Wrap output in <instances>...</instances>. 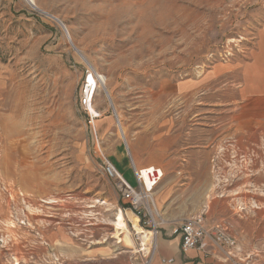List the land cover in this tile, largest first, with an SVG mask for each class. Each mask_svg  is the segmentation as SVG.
<instances>
[{
  "label": "rangeland",
  "instance_id": "obj_1",
  "mask_svg": "<svg viewBox=\"0 0 264 264\" xmlns=\"http://www.w3.org/2000/svg\"><path fill=\"white\" fill-rule=\"evenodd\" d=\"M262 40L264 0H0V264L134 263L100 151L131 183L130 158L163 169V227L205 213L228 158L263 182ZM91 72L96 131L81 104Z\"/></svg>",
  "mask_w": 264,
  "mask_h": 264
},
{
  "label": "crops",
  "instance_id": "obj_2",
  "mask_svg": "<svg viewBox=\"0 0 264 264\" xmlns=\"http://www.w3.org/2000/svg\"><path fill=\"white\" fill-rule=\"evenodd\" d=\"M254 48L253 57L256 56V59H253L252 62L253 69L256 71L255 77L264 80V74H262L264 72V43H257ZM16 131L18 133V129ZM121 132L123 131L121 130ZM13 133L14 135L17 134L16 132L10 134L13 135ZM7 137L8 134L6 135ZM12 159L13 157L11 156V161ZM256 165V163H249L247 159L241 161L237 156L231 159L228 158L222 165V175L225 182L215 187H212L211 184L207 186L205 188L206 195L199 206L206 213L207 221L225 225L230 234L236 238L237 254L235 253V255L238 259L245 258L249 254L264 258V180L260 182L258 177H254L257 172ZM244 169L252 174L245 177ZM208 170H210V164L208 165ZM188 173L191 174V172ZM261 185L263 186L261 187ZM166 187V185H162L156 191V199L160 202L169 198L174 191L173 189L167 190L165 189ZM209 193L210 196H208ZM183 194L185 195V192ZM123 212H125L126 216L128 211ZM175 223L172 218L167 220V225L163 228L162 236L159 239V248L153 264H168L162 262V260L169 258L174 259L172 264H233L232 261H225L221 257H216V255H205L198 250L183 253L180 236L172 233ZM132 224L129 219L128 228L133 242ZM117 243H123L127 246L124 241H117ZM127 247L132 250L133 254L136 253L137 247L135 243V251L131 247ZM118 259V254L113 255L109 262L111 264H119ZM133 264H138V262L134 261Z\"/></svg>",
  "mask_w": 264,
  "mask_h": 264
},
{
  "label": "built area",
  "instance_id": "obj_3",
  "mask_svg": "<svg viewBox=\"0 0 264 264\" xmlns=\"http://www.w3.org/2000/svg\"><path fill=\"white\" fill-rule=\"evenodd\" d=\"M101 82V75L96 72L89 73L81 99L94 131L95 120L101 117V113L94 108L92 101L94 92L100 87ZM100 159L103 173L114 183L124 204L137 217L142 230L141 233L133 235L135 244L141 251L132 255L130 259L137 261L138 264H153L165 224L155 196L165 172L155 165L137 167L130 158V167L135 179V183H131L103 151H100ZM172 233L180 236L183 253L198 250L205 255H216L225 261L240 264L232 252L236 246L235 237L229 234L222 224L207 221L205 213L185 218ZM162 262L172 264L174 259H163Z\"/></svg>",
  "mask_w": 264,
  "mask_h": 264
},
{
  "label": "bare ground",
  "instance_id": "obj_4",
  "mask_svg": "<svg viewBox=\"0 0 264 264\" xmlns=\"http://www.w3.org/2000/svg\"><path fill=\"white\" fill-rule=\"evenodd\" d=\"M29 3L33 4L34 0H28ZM103 79V78H102ZM96 92V90H95ZM95 92H94V95H95ZM93 95V97H94ZM93 102V101H92ZM123 131V130H122ZM122 136L123 138L125 139V136L122 132ZM27 182V181H26ZM126 216L130 219V221H132L134 228H132V237L134 235V233H141V228L139 226V223H138V219L135 215H133V213L131 211H128L126 213ZM125 216V212H123L122 210L118 209L114 215V218L113 220L111 221V224L113 225V237L117 240V241H124L127 245H129L130 247H133L134 250H135V247H134V239H133V242L131 240V233H130V230L128 228V223H127V218ZM136 245V244H135ZM137 247V246H136ZM136 253L137 254L138 252H140V248L136 249Z\"/></svg>",
  "mask_w": 264,
  "mask_h": 264
}]
</instances>
